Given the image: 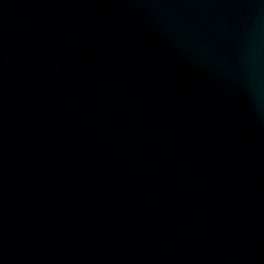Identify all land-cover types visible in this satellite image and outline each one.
<instances>
[{
    "label": "water",
    "instance_id": "water-1",
    "mask_svg": "<svg viewBox=\"0 0 264 264\" xmlns=\"http://www.w3.org/2000/svg\"><path fill=\"white\" fill-rule=\"evenodd\" d=\"M0 264H264V0H0Z\"/></svg>",
    "mask_w": 264,
    "mask_h": 264
}]
</instances>
